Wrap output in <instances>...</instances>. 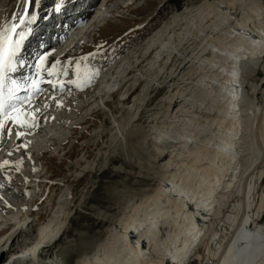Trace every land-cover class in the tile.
Returning a JSON list of instances; mask_svg holds the SVG:
<instances>
[{
	"label": "bare ground",
	"instance_id": "1",
	"mask_svg": "<svg viewBox=\"0 0 264 264\" xmlns=\"http://www.w3.org/2000/svg\"><path fill=\"white\" fill-rule=\"evenodd\" d=\"M95 1L91 0L90 3ZM258 1L259 7H264V4ZM29 3L30 0H17L11 7L8 6L7 0L3 3L0 1V29H11L8 34L10 40H13L19 30L21 31L18 21H22L19 20L22 14L24 18L27 17ZM21 5L26 10L23 9L25 13L18 15V8ZM71 5L75 7L69 10L70 16L66 17V19L70 18V22L65 21L63 25L69 27V30L71 28L77 30L66 37L65 34L68 32L66 29L57 30L56 26L51 25L50 19L42 25L38 18L36 21L40 23L41 28L30 33L24 46L27 50L26 48L45 44V50L20 65L21 74L24 77H28L33 72L30 84H25L21 91L15 93L5 91L3 100H0L3 103V107L0 108V123L4 125L0 128V186L4 185L7 191H12L23 186L25 179L30 183L29 189L25 186L22 194L18 191L15 193L14 201L0 198V264H44V257L47 254L45 247L55 242L62 233V229L61 225H58L61 219L59 212L51 213L47 219H39L32 218V210L28 208V191L35 189L39 184L37 181L42 179V176H37L39 156L37 159L36 155H40L43 151L58 149L60 132L65 131V127L78 120L79 115L81 116L99 100L103 103L99 102L101 104L93 111H106L111 105L106 96L113 97L129 80H132L131 85L135 82L138 85L146 82L149 88L153 87L157 90L166 89L168 84L171 89H181L184 91L181 94L184 106L174 113L172 120L177 122L192 118L199 124L201 128L199 131L217 132L212 134L210 139L203 137L198 140V144L204 143L207 149L206 157L201 159L203 163H200L204 170L203 178L201 177L202 180L199 181L201 187L196 190L195 185L185 184L184 177L180 182L167 178L168 181L164 182L162 188L151 199L150 213H141L142 218L140 217L131 225L125 224L123 227L119 223L114 225L109 241L96 249L89 244L84 247L83 252L77 253L75 246L70 253L68 252L69 254L62 257L59 253L50 263L187 264L188 256L195 255L203 245L205 256L198 255L197 258L203 257L206 264H264V186L262 193L259 192L264 183V86L254 80L260 70L264 73V28L251 30L241 19H237L227 9L224 10L221 7V12L228 15V20L235 22L231 30L224 32V26L219 23H214L212 29L199 28L202 29L199 39L211 38L210 44L217 43L215 47L220 52L218 55L221 59H217L221 63L220 69L216 67L217 61H214L210 48L203 46L200 43L201 40H198L196 50L199 56L192 58L193 66L195 64L197 66L193 74L177 77L172 73L166 76L165 82H159L157 79H151V74H156L158 70H156L157 66L151 65L148 69L145 67L146 71L141 70V76L135 75L134 79H129L128 75L134 72V66L130 67V61L128 63L130 66L126 65L127 67L122 65L111 67L103 77L102 69L99 68L97 75L101 76V81H98L95 88H89L88 91L86 90L87 93L84 92L81 95L74 93L73 97L66 100L65 92L69 90L67 85L49 83L51 79L63 77L66 74L61 71L59 62L72 57L78 58L81 54L77 52L81 48L80 44L89 32H92V28L100 24H102L101 27L106 26L111 13L121 8L129 9L132 4L126 0H102L97 11L92 14L88 13L91 5L83 12L76 7L80 4ZM64 9L66 8L62 11ZM94 10L95 8L93 12ZM108 15L110 16L107 17ZM59 20L62 21V19ZM174 28L171 30L173 35ZM43 32L44 34L37 37ZM49 32L51 35L48 36ZM57 34L61 36L55 40ZM180 41L179 50L185 45L184 39ZM171 49V52L167 50L168 55L174 53V49ZM156 57L159 62L160 56ZM179 59H182L181 55ZM184 64L186 63H181L178 70L182 69ZM220 74L221 76L229 74V79L221 78ZM233 76L234 81L231 78ZM82 82L86 83V80L75 83L76 90H81L78 83ZM107 85L115 88L111 94H106ZM193 85L197 86L200 92H204L199 97L200 103L195 105L196 107H190L187 93V89ZM43 91H46L48 99L45 105H39L38 96ZM255 92L259 93L257 102L252 99ZM224 100L227 106L225 113L222 112V107L217 109V103L220 104ZM176 103L177 98L173 97L170 111ZM106 112L111 119L115 118L113 112ZM5 115L12 119H5ZM40 116L45 117L46 121L42 122ZM212 116L215 118L210 126ZM216 117L219 120H216ZM155 121L154 119L152 123ZM217 122L218 126L215 127ZM225 123L229 126L223 127ZM37 124L40 126L38 127ZM78 125L80 124L75 123L74 129L79 127ZM208 125L209 127H205ZM116 128L119 129L117 132H125L121 124ZM74 129L72 128L71 131ZM3 132L6 134L15 132L13 145L10 140L6 141ZM33 133L36 134L34 137L31 136ZM50 134L52 147L47 149L46 139ZM177 138L178 140H170L168 143L181 144L182 140L186 139L179 134ZM8 145L14 148L9 149ZM12 152L18 154L13 156ZM22 154L29 156V163L27 162L29 169L17 165ZM162 156L161 159L166 160L169 155ZM48 179L46 178V182ZM205 183L207 192L202 193L200 189L206 185ZM57 185L60 184L57 183ZM199 193H201L200 196ZM215 198L224 202V206L230 209L229 223L221 235H216L215 238L220 239L219 243H215L210 237L202 243V240L198 238L200 230L197 228V222L210 217L213 213ZM233 199H235L233 204H229ZM163 202L166 203L163 204ZM181 214L182 222L176 219L181 217ZM8 254H10L9 259L3 262Z\"/></svg>",
	"mask_w": 264,
	"mask_h": 264
},
{
	"label": "rangeland",
	"instance_id": "2",
	"mask_svg": "<svg viewBox=\"0 0 264 264\" xmlns=\"http://www.w3.org/2000/svg\"><path fill=\"white\" fill-rule=\"evenodd\" d=\"M0 1L3 3L4 0ZM16 1L7 0L8 6L12 7ZM90 1L88 0L76 7L83 12L91 5L88 13H95L102 0H96V3L93 2L92 4ZM126 1L132 4L129 9L121 8L119 11L111 13L106 26L101 27L102 24H100L99 27L101 28H98V26L92 28L91 31L96 30L89 32L83 41L88 44L90 41L89 36H93L92 47L87 48L83 53L78 50L77 52L81 53L80 58L72 57L59 62L63 73L69 75L72 69L85 67L100 52L94 62L98 68L102 69V77L110 71L111 67H117L118 65L127 67L126 65L130 66L128 63L131 61L130 67L134 66V72L128 75L129 79L135 75L141 76V70L146 71L152 65L157 66L156 70H158L156 74H151V79L165 82L166 76L172 73L177 77H182L196 71L197 66L196 64L193 66L194 60L192 58L199 56L198 50H196L198 40H201L200 43L203 46L210 48L214 61L221 59L218 55L220 52L215 47L217 43L212 45L210 44L211 38L199 39V36L202 35V29L214 28V23L223 25L224 32L233 28L235 22L228 20V15L221 12L222 8L227 9L237 19H241L251 30L264 28V7H259L258 0ZM260 3L264 4V0H260ZM20 7L18 8V15L23 12V9L26 10L22 5ZM73 7L75 6L70 5L63 11L61 10V13L49 15V19L52 20L51 25L56 26L57 30L64 28L68 31L65 34L66 37L71 33L69 27L63 25V23L65 21L70 22V18L66 19V17L70 16L68 12ZM22 16L19 20H22ZM86 17L83 18L84 21ZM59 19H62V21ZM173 28L174 35L171 33ZM44 32L39 33L37 37L44 34ZM49 35H51V32L48 33ZM59 36L61 35L57 34L55 40ZM65 36L64 38H66ZM196 38L197 40H194ZM182 39L185 40L183 41L185 45L179 50L180 40ZM37 43H39L38 38ZM171 48L174 49V53L168 55V51L171 52L172 50ZM89 50L94 51L88 52ZM180 55L182 56L181 60L179 59ZM156 56H160L161 60L159 62ZM73 60L75 62L70 63ZM181 63L186 64L178 70ZM219 66H221V63L217 61L216 67L220 69ZM93 71L92 68H88L87 75L90 76ZM31 75H33V72ZM228 75L221 76L220 74V77L229 79ZM100 78L101 76L96 74V76L92 75L88 79L89 82L78 83L81 90H76L77 85L73 83L67 85L69 90L65 92L66 100L73 97L74 93L81 95L84 92L87 93L89 88H95L98 81H101ZM231 78L234 81L235 77ZM254 80L264 86V73L260 70ZM131 84L132 80L127 81L121 91L115 94L114 98L111 95L106 96L112 105L106 111L113 112L115 118L111 119L105 110L93 111L103 103L102 100H99L85 110L81 116L79 115L78 120L65 127V131L59 133V150L52 149L36 155V158L39 156L37 176H42V179L37 181L39 184L35 189L28 191V208L32 210V218L37 217L39 219H47L51 213L59 212L61 219L58 225H61L62 229V233L55 239V242L49 247H45L47 254L44 257V264H51L50 261L55 259L59 253L62 254V257L69 254L75 246L77 253H79L83 252L84 247L89 244L93 246V249H96L109 241L108 238L115 228L114 225L116 226L118 223L121 227L125 224L131 225L140 219V215L143 216V214L151 212L149 206L152 204L151 199L162 188L164 182L171 178L176 182H180L184 177L185 184L195 185L196 190L201 187L200 180L203 178L204 170L200 163H203L201 159L206 157L207 149L204 143L198 144V140L199 138L203 139V137L210 139L212 134L217 132L199 131L201 129L198 126L199 124L192 118L178 120L177 122L172 120L174 113L184 106V100L181 99V94L184 91L181 89H171L170 84L162 90L149 88L146 82L140 85L136 82L133 85ZM110 88L111 86H109V90ZM200 91L195 85L187 89L190 107L197 106L200 103L199 97L204 93ZM106 94L108 93L106 92ZM173 97L177 98V103L170 111ZM258 98L259 93L255 92L252 95L253 101L257 102ZM99 102L101 103L99 104ZM248 102L251 104L250 101ZM224 103L225 100L220 104L217 103V109L219 110L222 107V112L225 113L227 106ZM214 118V116L210 118V126L213 124ZM154 119L156 121L152 123ZM217 119L219 120L216 117ZM75 123L80 125L74 129ZM120 124L125 132H117L119 129H115ZM200 125L203 126L204 123H200ZM209 125L205 127H209ZM217 126L218 122L215 127ZM228 126L227 123L223 125V127ZM69 128L74 130L71 131ZM35 133L38 134V132ZM35 133L31 136L34 137ZM3 134L6 136V141L10 140L11 145H13L15 132H7V134L3 132ZM178 134L180 137L186 138L185 141L182 140L181 144L168 143L170 140H178ZM51 136L50 134L46 139L47 149L52 147ZM16 154L18 153L12 152L11 155L15 156ZM166 154L169 155L168 158L166 160L161 159L162 155ZM27 162L29 163V156L22 154L17 165L29 169ZM46 178H49L48 182H46ZM23 183L24 185L20 186V189L12 191H7L4 185L0 186V198L14 201L17 191L22 194L23 189L26 187L29 189L30 183L26 179ZM57 183L60 185H57ZM263 186L264 183L259 189L260 193L263 191ZM37 189L39 191H34ZM200 191L206 193L207 184L203 185ZM200 195L201 193H199ZM234 200L229 204H233ZM165 203L163 202V204ZM31 206L35 208L33 209ZM227 207L224 206V202L215 198L213 213L210 217L204 221L198 220L197 228L200 230L198 238L202 240V243L209 237L215 243L220 242L219 237H215L221 235L228 226V216L231 215V212ZM33 210H36L35 213ZM176 219L182 222V214L181 217H176ZM198 238L195 240L196 244ZM198 255L205 256L203 245L195 255L188 256L187 264H206L203 257L197 258ZM9 256L10 254L3 262L9 259Z\"/></svg>",
	"mask_w": 264,
	"mask_h": 264
},
{
	"label": "snow or ice",
	"instance_id": "3",
	"mask_svg": "<svg viewBox=\"0 0 264 264\" xmlns=\"http://www.w3.org/2000/svg\"><path fill=\"white\" fill-rule=\"evenodd\" d=\"M11 29H0V86H2V77L5 70H12V59L16 54V47L19 41L9 39L8 32ZM3 107L0 101V108ZM5 119L11 120L12 117L5 115ZM3 123H0V128H3Z\"/></svg>",
	"mask_w": 264,
	"mask_h": 264
}]
</instances>
